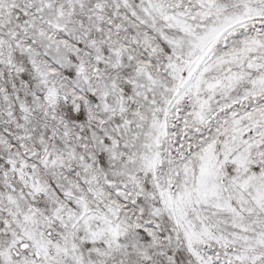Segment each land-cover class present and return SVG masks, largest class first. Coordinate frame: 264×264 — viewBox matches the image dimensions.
Segmentation results:
<instances>
[{
    "label": "snow or ice",
    "instance_id": "snow-or-ice-1",
    "mask_svg": "<svg viewBox=\"0 0 264 264\" xmlns=\"http://www.w3.org/2000/svg\"><path fill=\"white\" fill-rule=\"evenodd\" d=\"M0 264H264V0H0Z\"/></svg>",
    "mask_w": 264,
    "mask_h": 264
}]
</instances>
